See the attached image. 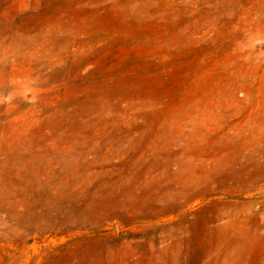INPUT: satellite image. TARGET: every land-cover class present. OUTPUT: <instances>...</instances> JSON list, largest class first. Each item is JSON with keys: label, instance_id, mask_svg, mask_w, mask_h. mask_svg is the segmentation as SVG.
Listing matches in <instances>:
<instances>
[{"label": "rangeland", "instance_id": "obj_1", "mask_svg": "<svg viewBox=\"0 0 264 264\" xmlns=\"http://www.w3.org/2000/svg\"><path fill=\"white\" fill-rule=\"evenodd\" d=\"M0 264H264V0H0Z\"/></svg>", "mask_w": 264, "mask_h": 264}]
</instances>
